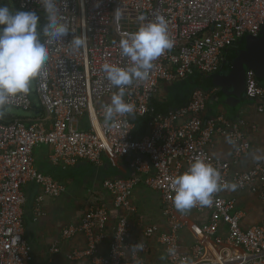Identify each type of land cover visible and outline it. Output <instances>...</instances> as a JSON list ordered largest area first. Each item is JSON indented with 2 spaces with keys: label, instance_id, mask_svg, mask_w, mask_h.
Masks as SVG:
<instances>
[{
  "label": "built area",
  "instance_id": "obj_1",
  "mask_svg": "<svg viewBox=\"0 0 264 264\" xmlns=\"http://www.w3.org/2000/svg\"><path fill=\"white\" fill-rule=\"evenodd\" d=\"M19 7L45 13L41 0H19ZM57 7L70 33L49 44L46 80L37 79L38 95L30 87L26 97H17L5 106L0 118V264H31L23 188L30 183L41 189L35 211L39 216L45 198L59 200L65 195L63 185L35 166V151L41 146L53 149L51 164L63 169L83 161L102 165L108 155L135 158L132 177L110 179L105 184L121 213L107 256L100 254V248L109 241L112 212L108 204L95 203L81 223L62 233L66 242L87 239L86 249L69 255L71 263L147 264L149 241L154 240L167 264H264V222L246 225L248 214L240 209L238 200L223 195L229 189L215 193L210 207L192 208L201 215L207 213L208 222L199 231L205 243L194 244L189 254L180 252L182 224L172 203L171 179L199 157L220 172L222 182L236 184L239 192L249 190L264 205V158L250 169L240 166L251 148L246 124L223 115L208 116L212 90L201 87L192 91L185 106L165 114L155 113L153 108L162 87L194 75L213 77L223 68L231 49L247 36L258 38L264 30V0H57ZM141 14L146 20L156 16L166 20L173 47L153 61L145 79L125 87L124 100L133 105L131 116L117 114L106 122L104 106L118 89L109 84L101 69L106 63L126 65L119 41L138 29ZM73 35L87 39L76 47L70 43ZM247 94L264 102V88L252 72L247 73ZM37 100L43 104V114L34 112ZM8 107L33 114V120L14 118L6 112ZM262 112L260 106L258 113ZM148 117L146 134L137 136L135 121ZM85 118L90 129L83 130L80 121ZM226 138L234 141L229 143L232 160L212 158L209 147L213 140ZM143 175L149 189L160 197L168 229L145 227L140 230V240L129 216L135 209L132 194ZM136 243L143 248L134 250ZM169 248L176 254L169 255ZM52 253L61 250L55 248Z\"/></svg>",
  "mask_w": 264,
  "mask_h": 264
},
{
  "label": "crops",
  "instance_id": "obj_2",
  "mask_svg": "<svg viewBox=\"0 0 264 264\" xmlns=\"http://www.w3.org/2000/svg\"><path fill=\"white\" fill-rule=\"evenodd\" d=\"M189 82L188 79L173 86L162 87L153 102L154 106L163 110L161 114L185 106L189 102L194 90ZM260 86L264 88V82ZM207 90H212L208 104V116L223 115L231 121H243L246 124V134L251 141V148L241 159L240 166L245 170L250 169L256 162L264 158V102L248 98L236 108L225 110L217 104L219 92L213 88ZM260 106L263 107L262 113H258ZM34 112L36 113V110ZM12 116L28 121H32V117H34L31 113ZM146 130V124H137L135 133L140 136L146 134ZM209 152L212 158L228 162L232 160V148L226 140L214 139L209 147ZM52 153L51 147H39L34 155L35 166L41 174L49 176L63 185L66 189L65 195L59 200L45 198L41 208L42 215L39 216L35 211L38 205L37 201L42 197L41 189L30 183L23 188L25 196L24 230L25 239L32 250L31 264H91L89 260L77 263L69 261L71 253L77 249L82 250L88 247L87 239L79 237L75 241L66 242L63 241L62 233L69 226L81 223L95 203L108 204L112 212V221L108 230L109 241L100 248V254L107 256L116 220L121 213L114 207V198L105 184L110 179L132 177L135 174L133 165L135 158L119 159L108 155L102 165H93L83 161L75 168L63 169L51 164ZM145 177L146 175H143V181L132 194L135 209L129 216L137 236H139L140 230L145 227H156L160 231L168 229L162 213L160 197L149 189L144 182ZM223 195L238 200L240 209L245 210L248 214L245 220L246 225L264 222V205L249 190L243 192L229 190ZM178 220L182 224L179 231V249L180 252L189 254L194 244L199 241L205 243L199 231L200 227L208 222V214L201 215L194 209H190L184 213L178 212ZM138 239L141 240L140 236ZM149 245L147 264H167L157 243L150 240ZM55 248L61 250V253L53 254L52 251Z\"/></svg>",
  "mask_w": 264,
  "mask_h": 264
},
{
  "label": "clouds",
  "instance_id": "obj_3",
  "mask_svg": "<svg viewBox=\"0 0 264 264\" xmlns=\"http://www.w3.org/2000/svg\"><path fill=\"white\" fill-rule=\"evenodd\" d=\"M41 6L47 17V23L42 27L39 26L40 17L36 11H13L5 0H0V118L5 115V106L17 97L27 96L33 81L46 80L49 44L53 40L62 41L70 33L57 7V0H41ZM138 20L141 22L138 29L119 41L120 55L126 58V65L121 67L106 63L101 69L109 84L118 89L111 96L110 104L104 106L106 122L117 114L131 116L133 105L124 100L125 87L145 79L153 61L173 47L167 22L162 16L146 20L141 14ZM86 39L85 35H73L70 43L80 47ZM226 139L228 143H234L231 138ZM236 187L234 183L222 182L216 168L196 157L186 171L171 179L172 203L181 213L197 205L210 207L215 193L224 189L235 190ZM132 248L139 250L143 245L136 243ZM167 252L169 255L176 254L174 248L167 249Z\"/></svg>",
  "mask_w": 264,
  "mask_h": 264
},
{
  "label": "water",
  "instance_id": "obj_4",
  "mask_svg": "<svg viewBox=\"0 0 264 264\" xmlns=\"http://www.w3.org/2000/svg\"><path fill=\"white\" fill-rule=\"evenodd\" d=\"M230 56L232 59L227 56L223 71L211 78L212 88L219 92L217 104L225 110L234 109L248 99V72H252L259 82H264V30L258 38L245 37ZM80 125L83 130L90 129L86 118L80 121Z\"/></svg>",
  "mask_w": 264,
  "mask_h": 264
},
{
  "label": "trees",
  "instance_id": "obj_5",
  "mask_svg": "<svg viewBox=\"0 0 264 264\" xmlns=\"http://www.w3.org/2000/svg\"><path fill=\"white\" fill-rule=\"evenodd\" d=\"M15 2H16L17 8L20 9V7H19V0H15ZM38 15H39V17L45 16V13H39ZM46 23H47V20L45 21L44 19H40V25H41V27L43 25H45ZM42 37L43 36H41V38ZM230 55H231V52L228 53V59L229 60L232 59V57ZM221 71H223V69H221L220 72ZM211 78L212 77H210V78H203L201 76L194 75L192 78L189 79L190 80L189 84L192 85L194 87V89L195 88H198V87H201V88H204V89H210V88H212ZM259 83L262 84L263 82H259ZM37 106H38V108L35 109L36 110V114H43L44 113V108H42V106L40 107V103L37 104ZM153 108L155 110V113H161V111L163 112V110H159V108L156 107V106H154V104H153ZM149 120H150V117H148V118H139L135 122H136V124L144 123V124L147 125V123H148Z\"/></svg>",
  "mask_w": 264,
  "mask_h": 264
},
{
  "label": "rangeland",
  "instance_id": "obj_6",
  "mask_svg": "<svg viewBox=\"0 0 264 264\" xmlns=\"http://www.w3.org/2000/svg\"><path fill=\"white\" fill-rule=\"evenodd\" d=\"M5 1H8V2H9L8 5H9V7H10L11 10L15 11V10L19 9V8H17V6H16V2H15V0H5ZM19 10H20V9H19ZM40 19H44V20L46 21V16H41ZM39 26L41 27L40 22H39ZM30 87H31L32 92H33L34 94H37V95H38V87H37V85H36V80L33 81L32 85H31ZM36 103H37V104L40 103V107L42 106V108H43V104H42V102H38V100H37ZM6 112L10 113L11 115H17V116H23L24 114H27V113H26L25 111H23V110H19V109L11 108V107L6 108ZM76 122H77V121H74L75 125L77 126V123H76Z\"/></svg>",
  "mask_w": 264,
  "mask_h": 264
},
{
  "label": "flooded vegetation",
  "instance_id": "obj_7",
  "mask_svg": "<svg viewBox=\"0 0 264 264\" xmlns=\"http://www.w3.org/2000/svg\"><path fill=\"white\" fill-rule=\"evenodd\" d=\"M235 49H237V47H236V48H234V49H231V51H230V52H232V51H233V50H235ZM230 52H229V53H230ZM221 69H223V68H221ZM221 69H220V70H221ZM219 73H220V71H219L217 74H219ZM217 74H216V75H217ZM214 76H215V75H214Z\"/></svg>",
  "mask_w": 264,
  "mask_h": 264
}]
</instances>
